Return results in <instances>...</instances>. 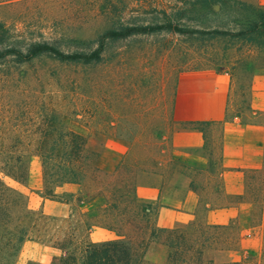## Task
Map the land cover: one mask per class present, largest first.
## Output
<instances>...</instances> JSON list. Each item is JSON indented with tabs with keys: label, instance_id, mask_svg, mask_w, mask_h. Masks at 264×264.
<instances>
[{
	"label": "rangeland",
	"instance_id": "obj_1",
	"mask_svg": "<svg viewBox=\"0 0 264 264\" xmlns=\"http://www.w3.org/2000/svg\"><path fill=\"white\" fill-rule=\"evenodd\" d=\"M241 1L264 7V0ZM195 3V0H0V93L15 89L26 99L20 114L25 130L22 138L31 143L39 139L41 136L29 127L37 126L44 117L50 120L51 110L56 109L68 128L87 138V151L100 153L105 171H112L117 165L111 154L103 157L100 151L105 138L113 137L130 144L129 152L119 163L125 159V166H130V173L139 181L154 179L149 173L160 168L155 165L156 159L165 160L168 155L162 152L164 140L175 128L171 99L176 78L183 71L199 69L228 77L225 123L264 127V113L255 111L252 105L254 78H259L257 88L264 84V79L258 77L264 75V55L240 51L238 44L228 38L200 40L195 34H140L106 41L100 62L90 65L60 63L48 55L33 54L35 43L41 42L54 45L63 53H89L97 47L98 38L119 23H161L168 18L188 31L234 27L230 24L232 17L224 13L196 14ZM177 13L185 14L186 18L180 20ZM7 52L11 54L3 55ZM223 126L221 123L205 128L206 144L201 152L205 173L196 174L202 203L214 196L216 180L208 172L219 167ZM29 152V175L20 189L28 196L33 210L52 217L45 228L49 237L53 236V241L62 239L71 233L77 216H70L69 206L65 216L51 213V199L41 197L40 159L34 147ZM163 165L167 171L181 169L175 163ZM125 166L119 169L120 175L126 172ZM64 190L80 194L87 190V183L84 187L66 186ZM122 233L128 235L132 231L126 229ZM88 234L80 224L74 231L76 244L90 241ZM95 235V241L101 238V234ZM60 254L50 244L26 241L15 264H50ZM143 264L159 262L146 251Z\"/></svg>",
	"mask_w": 264,
	"mask_h": 264
},
{
	"label": "trees",
	"instance_id": "obj_2",
	"mask_svg": "<svg viewBox=\"0 0 264 264\" xmlns=\"http://www.w3.org/2000/svg\"><path fill=\"white\" fill-rule=\"evenodd\" d=\"M195 1L193 12L204 16L224 13L232 17L230 24L234 27L229 30L188 31L180 26L181 23H174L168 18L161 23H119L117 27L105 31L98 38L97 47L89 53H63L56 46L41 42L35 43L33 54L48 55L66 64H97L102 58L106 41L166 32L195 34L200 40L205 37L228 38L238 44L240 51L246 49L248 54L264 55L263 6L241 0ZM184 18L185 14L180 13L179 19ZM10 54L3 53L6 56ZM5 91L0 93V264H15L26 241H41L59 250L61 254L54 257L50 264H143L151 243L162 244L167 248L164 264H212L210 260L206 261L208 252L236 250L239 233L235 223L226 226L207 225L197 219L186 227H155L151 206L138 203L135 196V186L143 181L137 180L135 174L130 173V166H125V159L123 163L119 161L112 171H105L100 153L87 151V138L68 128L56 109L51 110L50 120L44 117L37 126L29 127L41 136L39 139L34 143L24 140L22 135L25 130L20 114L26 106V99L15 89L8 88ZM174 94L175 88L171 99V119ZM201 125L191 127L201 128ZM31 146L42 167L41 197L68 205L70 216H77L71 233L62 239L53 241L54 237H49L45 228L47 222L53 220L52 217L31 209L28 196L20 189L28 179ZM160 163V159H156L155 165L160 166ZM122 166H125L126 172L120 175L119 169ZM217 169H211L208 173L215 175ZM85 183L87 190H83V193L64 190L66 186L84 187ZM215 183L214 190L218 191L219 183ZM246 184L244 198L257 208L255 224L262 225L264 230V143L260 167L247 173ZM141 221H144V225ZM80 224L86 233L101 228L114 233L117 238L103 242L88 241L79 246L75 242L74 231ZM126 229L132 233H122ZM229 264H264V253L252 258L247 254L241 255L240 260Z\"/></svg>",
	"mask_w": 264,
	"mask_h": 264
},
{
	"label": "crops",
	"instance_id": "obj_3",
	"mask_svg": "<svg viewBox=\"0 0 264 264\" xmlns=\"http://www.w3.org/2000/svg\"><path fill=\"white\" fill-rule=\"evenodd\" d=\"M258 77L264 79V75ZM258 79L255 77L253 80L252 105L255 111L264 113V84L257 88ZM228 83L226 75L209 69L179 73L175 82L172 112L175 128L165 137L162 149L168 155L165 160H160L158 171L149 173L154 179L139 182L135 186L137 202L151 206V218L157 228L186 227L197 219L207 225L236 224L239 233L236 250L208 252L206 260L212 264H229L240 260L241 255L264 253L263 227L255 224V207L244 198L247 173L261 164L264 127L261 124L224 122ZM221 123L224 126L219 167L213 176L219 183V189L214 190V196L205 199L202 204L196 174L198 171H202L199 175L205 173V158L201 154L206 144L205 128ZM195 124H202L201 128L191 127ZM129 150V143L107 137L100 151L103 157L111 154V160L117 164ZM166 162L175 163L181 169L167 171L163 165ZM51 203L53 215L67 214L68 205L55 201ZM95 230L88 234L90 242L117 238L110 231L101 228ZM95 233L101 234L97 241L93 239ZM147 254L154 255L159 264H164L167 248L162 244L151 243Z\"/></svg>",
	"mask_w": 264,
	"mask_h": 264
}]
</instances>
